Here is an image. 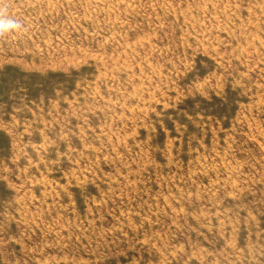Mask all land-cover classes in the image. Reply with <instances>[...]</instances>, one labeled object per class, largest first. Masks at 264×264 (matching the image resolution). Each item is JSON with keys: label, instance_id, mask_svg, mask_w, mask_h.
<instances>
[{"label": "rangeland", "instance_id": "rangeland-1", "mask_svg": "<svg viewBox=\"0 0 264 264\" xmlns=\"http://www.w3.org/2000/svg\"><path fill=\"white\" fill-rule=\"evenodd\" d=\"M0 16V264H264V0Z\"/></svg>", "mask_w": 264, "mask_h": 264}, {"label": "clouds", "instance_id": "clouds-1", "mask_svg": "<svg viewBox=\"0 0 264 264\" xmlns=\"http://www.w3.org/2000/svg\"><path fill=\"white\" fill-rule=\"evenodd\" d=\"M21 28L22 25L18 21L0 16V35L19 31Z\"/></svg>", "mask_w": 264, "mask_h": 264}]
</instances>
